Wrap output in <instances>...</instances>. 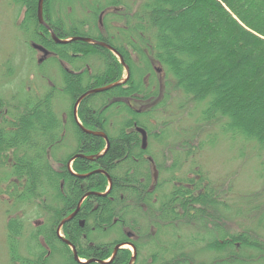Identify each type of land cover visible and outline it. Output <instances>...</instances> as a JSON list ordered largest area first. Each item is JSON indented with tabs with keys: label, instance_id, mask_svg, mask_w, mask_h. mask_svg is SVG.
Instances as JSON below:
<instances>
[{
	"label": "trees",
	"instance_id": "1",
	"mask_svg": "<svg viewBox=\"0 0 264 264\" xmlns=\"http://www.w3.org/2000/svg\"><path fill=\"white\" fill-rule=\"evenodd\" d=\"M14 1L24 6L18 28L44 47L61 53L77 71L62 72L75 139L65 157H56L67 126L56 111L53 92L4 103L14 116L8 125L0 126V163L9 167L3 175L10 197L16 202L36 203L48 213L29 234L24 254L19 242L26 223L22 216L8 217V264H99L74 261L70 247L55 231L90 191L101 194L86 195L75 219L64 223L60 232L82 259L110 256L114 243L127 239L122 229L126 227L135 235V264H264V239L246 226L238 230L227 226L246 212L234 209L199 167L177 175L178 166L191 157L194 146L187 141H168L167 124L152 123L154 113L165 107V80L163 75L158 79V64L172 76V89L190 104L202 106L203 123L264 151V0H142L135 11L133 0H107L91 12L98 16L104 11L103 28L120 20L112 27L121 29L122 34L108 33V37L98 29L93 33L89 26L83 29L89 19L82 21L81 27L73 25L68 16L55 14L52 0H44V21L57 37L87 36L104 41L129 66L125 82L90 94L78 105L80 124L103 132L109 141L106 149L103 137L80 128L72 107L86 90L122 80L124 67L100 45L81 40L54 43L49 31L39 25L38 0ZM117 6L120 12L110 11ZM127 47L137 52L138 62L132 61ZM97 61L99 65L89 72L87 66ZM112 109L125 115L115 129L109 123ZM136 127L146 131V149L140 148L141 135ZM153 143L162 155L157 159L151 151ZM177 149L180 153L168 154ZM74 154L84 157L73 160L71 172L66 164ZM147 157L165 178L153 181ZM247 211L250 215L255 212L258 224L264 220V206L254 205ZM114 219L116 223H112ZM198 250L201 257L195 258L194 251ZM124 256L125 262L121 260ZM130 256L129 249L120 250L110 264H126Z\"/></svg>",
	"mask_w": 264,
	"mask_h": 264
},
{
	"label": "rangeland",
	"instance_id": "2",
	"mask_svg": "<svg viewBox=\"0 0 264 264\" xmlns=\"http://www.w3.org/2000/svg\"><path fill=\"white\" fill-rule=\"evenodd\" d=\"M107 0H52V10L55 14L68 16L73 25L82 26L81 22L89 19V24L84 26L93 33L97 32L99 24L98 16L93 14L98 6H103ZM142 0H133V11L138 9ZM112 12H120V6ZM114 10V11H113ZM92 11V12H91ZM58 16V15H56ZM24 17V6L16 3L14 0H0V98L3 105L0 106V126L4 120L10 123L14 116H11L4 103L20 100L23 102L28 95H38L41 98L47 93L53 92V101L56 103V111H59V117L67 126L66 136L62 138V145L56 148V157H65L67 152L72 151L75 145L73 131V122L68 119V113L71 111L68 94L63 91L62 65L52 54L47 55L41 64L37 62L40 53L33 50L30 45L32 42L42 45L32 40L31 36L23 33L18 28ZM58 19V17H56ZM104 19V21H103ZM111 16L108 15V22ZM120 20L118 21V23ZM117 22H111V26L100 30L101 35L118 36L121 35V29L114 30ZM40 26L44 27L39 23ZM105 25L103 13L102 27ZM116 25V26H115ZM47 29L46 27H44ZM111 30V31H110ZM89 31V33H90ZM109 33V34H108ZM108 37V36H107ZM30 42V43H28ZM70 43V42H68ZM67 44V43H65ZM128 48V47H127ZM48 49V48H47ZM51 50V49H49ZM53 51V50H52ZM133 62H138L137 52L127 49ZM54 52V51H53ZM52 52V53H53ZM88 60V59H87ZM86 60V61H87ZM62 63H64L62 61ZM90 64V63H89ZM91 65V64H90ZM99 65V61L88 67L89 72ZM61 66V67H60ZM102 66V63H101ZM159 80L164 76L163 92L165 94V107L162 111L154 113L153 125L165 122L167 124L169 137L168 141H187L192 148L191 157L187 158L178 167L177 175L186 174L191 169L199 167L207 173L210 180L217 189L228 198L234 209L243 210V217H234V223H229V227L242 226L254 230V235L264 239V220L258 224V219L254 218L255 212L248 213V208L254 205L264 206V151L258 150L249 141L240 138H230L223 134L218 127H213L203 123L201 108L202 106L192 105L177 90L170 87L172 76L166 73V70L155 64ZM94 67V69H92ZM61 69V70H60ZM125 73V72H124ZM161 77V79H160ZM115 87V86H113ZM112 87V88H113ZM111 89V88H109ZM99 93L98 95H102ZM31 101V99H30ZM113 110V109H112ZM108 112L111 129L117 128L125 118V115L119 114L115 109ZM8 123V124H9ZM151 141V140H150ZM151 151L154 158L161 157L159 147L156 143L151 145ZM176 153H174V152ZM171 156L180 153V149L173 150ZM10 153V152H9ZM169 162V159L165 164ZM2 163V162H1ZM0 163V264H8V245L6 242V222L9 216H22L26 225L24 234L20 237L19 249L22 254L26 251L29 234L34 227H38L44 221L48 213L37 207L36 203L16 202L10 197L7 188V180L3 175L8 165L3 166ZM54 167H57L55 161H51ZM178 169V168H176ZM159 179L165 178V175H159ZM158 179V180H159ZM51 189V188H47ZM97 195L96 191H93ZM94 195V194H93ZM239 214V213H236ZM263 219V218H262ZM253 222V224H252ZM235 229V230H236ZM194 232V231H193ZM113 237V236H112ZM111 237V238H112ZM108 238L106 240H109ZM37 241L40 243L39 238ZM31 242V241H30ZM32 243V242H31ZM131 250V248H129ZM194 257L200 258L201 251H194ZM258 256V252L254 253ZM55 258L57 256L55 255ZM238 264V263H235ZM243 264H257L255 262H246Z\"/></svg>",
	"mask_w": 264,
	"mask_h": 264
},
{
	"label": "water",
	"instance_id": "3",
	"mask_svg": "<svg viewBox=\"0 0 264 264\" xmlns=\"http://www.w3.org/2000/svg\"><path fill=\"white\" fill-rule=\"evenodd\" d=\"M43 3H44V0H38V1H37V19H38V22H39L40 24H42L43 26H45V27L48 29V31L50 32L51 37H52V39L54 40L55 43L65 44V43H68V42H71V41L81 40V41H87V42H90V43H93V44H96V45H100V46H102V47H104V48H107V49H109V50H112V51H114V52L117 54V56H118L119 59H120V62H121L122 65H124V67H125V70H126V78H125V80H124L123 82H125V81L129 78V75H130L129 67L124 63L122 56H121L120 54H118V52H117L115 49H113L108 43L103 42V41H99V40H95V39H92V38H90V37H82V36H74V37L66 38V39H61V38L57 37L56 34L54 33V31H53V30H52V29H51V28L45 23V21H44V18H43ZM33 46H34L35 48L41 50V51L44 53V55L46 54V50H45L43 47H41V46H39V45H35V44H34ZM118 84H120V82H115V83L108 84V85H106V86L96 87V88L89 89L88 91H86L85 93H83L80 97H78V99L76 100L75 105H74V111H73V112H74V116H75V119H76V121L78 122L80 128H81L84 132H86V133H90V134H94V135H99V136L103 137V138L106 140V146H105V149H106V148L108 147V145H109V141H108L106 135H105L103 132H98V131H91V130H88V129L84 128L82 125H80L79 121L77 120L76 110H77V106H78L79 103L83 100V98H85V97L88 96L89 94L97 93V92H101V91H104V90H108L109 88H112L113 86H116V85H118ZM138 131H139V132L141 133V135H142V146L144 147L145 144H146V133H145V131H144L143 129H141V128H139ZM78 156L81 157V156H83V155H78ZM76 157H77V155L73 156V157L67 162V166H68L69 169H70V163H71V161H72L74 158H76ZM83 157H84V156H83ZM85 157H87V156H85ZM87 158H88V157H87ZM89 158H90V157H89ZM97 171H98V170H97ZM88 175H89V173H87V174H85V175H82V174H81V175H79V177H86V176H88ZM107 178H108L109 186H110V184H111V180H110V177H109L108 175H107ZM87 194L89 195V194H95V193H94V192H89V193H87ZM97 194H101V193H97ZM102 194H104V193H102ZM77 210H78V209H76L73 213H71L69 216H67L66 218H64V219L59 223V225H58V227H57V234L59 235V237H61L60 234H59L60 227H61L66 221H68L69 219H71V218L75 215V213L77 212ZM61 239H62V241H63L64 243H66V244L71 248L72 253H73V258H74V260L77 261V262H82V261L80 260V258L78 257V254H77V252H76L75 247H74L73 245H71L70 242L67 241L66 239H64V238H62V237H61ZM119 247H120V245H116V246H115L111 258H110L109 260H107V261L96 260V259H94V258H91V259H89V260H87V261H85V262L90 263V262L96 261V262H99L100 264H107V263H109L110 261H112V259L114 258V255H115V253H116V251H117V249H118ZM131 247H132V249H134L133 246H131ZM133 258H134V256L131 258L129 264H132Z\"/></svg>",
	"mask_w": 264,
	"mask_h": 264
},
{
	"label": "flooded vegetation",
	"instance_id": "4",
	"mask_svg": "<svg viewBox=\"0 0 264 264\" xmlns=\"http://www.w3.org/2000/svg\"><path fill=\"white\" fill-rule=\"evenodd\" d=\"M112 9H114V10H117L116 9V7H113ZM113 10V11H114ZM103 13H104V11H100L99 12V14H98V18H99V25L100 26H98V30H99V32H100V30L102 31L103 30V27H102V17H103ZM101 19V20H100ZM46 23V22H45ZM47 24V23H46ZM48 25V24H47ZM112 25H114L113 23H112ZM49 26V25H48ZM45 27V26H44ZM104 42V41H103ZM28 43H30V42H28ZM38 45H40V44H38ZM40 46H42L45 50H47L48 51V53H47V51H46V53H47V55H50V54H52V55H54V56H52L53 58H56L57 59V61H59L60 62V64L62 65V67H61V71L63 72H71L72 70L73 71H77V70H75L74 69V67L68 62V61H66V60H64L63 58H62V54L61 53H58V51H55V50H49V49H47L46 47H44L43 45H40ZM113 49H115L112 45H110ZM30 47L33 49V50H36V51H38L39 53H40V57L37 59V62L39 63V64H41L42 62H43V60L47 57V55L46 56H43V54H42V51H40V50H38V49H36V48H34L33 46H32V43H31V45H30ZM116 50V49H115ZM111 51V50H110ZM53 52V53H52ZM112 52V51H111ZM119 53V52H118ZM120 54V53H119ZM76 54H72V56H75ZM121 55V54H120ZM122 56V55H121ZM123 57V56H122ZM62 61L64 62V63H62ZM87 70H88V66H87ZM80 71V70H79ZM123 77H124V74H123V76H122V79H123ZM122 80H120L119 82H121ZM118 82V81H117ZM115 83V82H114ZM111 84V83H110ZM106 85H108V84H106ZM106 85H104V86H106ZM102 87V86H101ZM92 89V88H91ZM89 90V89H88ZM88 90H86V91H88ZM85 91V92H86ZM85 92H83V93H85ZM82 93V94H83ZM81 94V95H82ZM92 94H95V93H92ZM80 95V96H81ZM90 95V94H89ZM35 97H37L38 98V95L37 94H35L34 95ZM79 96V97H80ZM78 99V98H77ZM76 99V100H77ZM76 100L74 101V104H73V107H72V114H73V116H74V105H75V102H76ZM77 109H78V107H77ZM135 109L138 111V108H136L135 107ZM77 118H78V116H77ZM74 119H75V116H74ZM78 121H79V123H81L80 122V120L79 119H77ZM11 121H13V120H11ZM75 121H76V119H75ZM3 123H5L4 125H8V123L9 122H7V124H6V121H2V124ZM76 123L78 124V122L76 121ZM79 125V124H78ZM81 125V124H80ZM137 128H140V127H136V130H137ZM89 130V129H88ZM98 132H100V131H98ZM106 141V140H105ZM105 146H106V144H105ZM148 146V141L146 140V144H145V146L143 147L142 146V139L140 140V148H143V149H146V147ZM75 155H77V157H78V155H81V154H74V155H72L70 158H72L73 156H75ZM149 160H150V163H151V169H152V173H153V181H157V177H158V170H157V168H156V166L154 165V162H153V160H152V158L151 157H147ZM75 159V158H74ZM73 159V160H74ZM156 168V170H155V168ZM155 172L157 173V176H156V178L154 177V175H155ZM81 175V174H80ZM156 179V180H155ZM90 192H93V191H90ZM87 193H89V192H87ZM87 193H85V195H83L82 197H81V199H80V201L78 202V204H77V206H76V208H75V210L76 209H78L77 210V212L75 213V215L71 218V219H69L68 221H70V220H73V219H75V217H76V214L78 213V211H79V207H80V204H81V202H82V200L84 199V197H86V195H88ZM89 195H92V194H89ZM74 210V211H75ZM73 211V212H74ZM72 212V213H73ZM71 214V213H70ZM69 214V215H70ZM69 215H67V216H69ZM66 216V217H67ZM66 217H64V218H66ZM63 218V219H64ZM62 219V220H63ZM61 220V221H62ZM60 221V222H61ZM68 221H66V222H68ZM65 222V223H66ZM80 223H82L83 224V222H81V221H79ZM117 222V220L116 219H114L113 221H112V223H116ZM59 225V224H58ZM64 225V224H63ZM62 225V226H63ZM81 225V224H80ZM62 226L60 227V230H59V232H62L61 231V229H62ZM58 227V226H57ZM57 227H56V233H57ZM93 229V228H92ZM123 229V233L126 235V237H127V239H124V240H121V241H118V242H115L114 243V247H113V250H112V252H111V254H110V256H108L107 258H105V259H103V261H106V260H109L110 258H111V256H112V254H113V251H114V248H115V246L116 245H120V247L117 249V251H116V253H115V255H114V258L116 257V254H117V252L118 251H120V250H123V249H129V248H131V250H130V253H131V256H130V258L128 259V261H127V263L126 264H129L130 263V260H131V258L134 256V258H133V261H132V264H135V261L137 260V255H138V253H137V248L135 247V245L133 244V242L132 241H134L135 240V235H134V233L133 232H131V231H129L126 227H123L122 228ZM85 236L86 235H84L83 234V236H82V238H85ZM124 244H130L131 246H133L134 247V249H132V247H127L126 245H124ZM72 251V250H71ZM77 252V251H76ZM72 256H73V253H72ZM113 258V259H114ZM113 259H112V261H113ZM73 260H74V258H73ZM123 262H125V260H126V257L124 256V258H122L121 259ZM75 261V260H74ZM112 261H110L109 263H107V264H110ZM77 262V261H76ZM96 262V261H95ZM96 263H99V262H96ZM100 264V263H99Z\"/></svg>",
	"mask_w": 264,
	"mask_h": 264
}]
</instances>
